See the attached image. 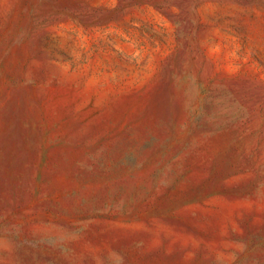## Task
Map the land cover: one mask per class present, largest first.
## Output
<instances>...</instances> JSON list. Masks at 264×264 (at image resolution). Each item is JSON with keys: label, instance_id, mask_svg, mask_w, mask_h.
<instances>
[{"label": "rangeland", "instance_id": "obj_1", "mask_svg": "<svg viewBox=\"0 0 264 264\" xmlns=\"http://www.w3.org/2000/svg\"><path fill=\"white\" fill-rule=\"evenodd\" d=\"M0 264H264V0H0Z\"/></svg>", "mask_w": 264, "mask_h": 264}]
</instances>
